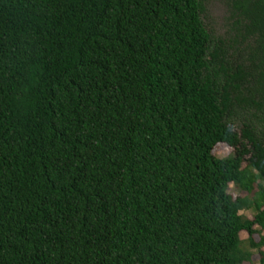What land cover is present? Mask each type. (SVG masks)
<instances>
[{
	"label": "trees",
	"instance_id": "16d2710c",
	"mask_svg": "<svg viewBox=\"0 0 264 264\" xmlns=\"http://www.w3.org/2000/svg\"><path fill=\"white\" fill-rule=\"evenodd\" d=\"M205 4L0 0V264H264V141L227 125L264 113V0L229 41Z\"/></svg>",
	"mask_w": 264,
	"mask_h": 264
},
{
	"label": "rangeland",
	"instance_id": "374dc122",
	"mask_svg": "<svg viewBox=\"0 0 264 264\" xmlns=\"http://www.w3.org/2000/svg\"><path fill=\"white\" fill-rule=\"evenodd\" d=\"M237 1H245L247 3V8L245 10L246 14H244L246 18L243 17V22L245 24L241 28L244 30L246 27H248V25L250 27L248 20L250 15L254 14L251 6H253L259 0H206V13L204 14L203 18L208 30L213 35V37L221 38L222 40L226 39L227 41H229L235 36V25H237V19L243 16L240 10L236 11V9L234 8ZM250 8L251 13H249ZM250 45L251 42L249 41V43H247L245 46L249 47ZM230 53L232 54V51H230ZM262 119H264V113H261L259 111L246 112L243 110H240L235 117L227 119V125L237 135L238 148L245 149L247 152L244 155V159L246 161L254 157L252 156L251 147L249 146L247 138H245L244 136L246 124L250 126L252 125L256 129L255 133H257L259 135V138L261 137V140L264 141V127H262L261 122ZM233 151L234 148L232 146H229L228 144H220L215 148L214 153L215 156L219 159H227L233 157ZM230 193L235 199L253 197L252 194L241 191L234 185L230 186ZM241 214L245 215L250 220H253L255 218L254 211H243L241 212ZM262 236H264V231L262 233ZM241 238L244 241H247L249 238L248 233L242 232ZM256 238L259 239L260 236H256ZM259 259V253L256 252L252 264H260Z\"/></svg>",
	"mask_w": 264,
	"mask_h": 264
}]
</instances>
